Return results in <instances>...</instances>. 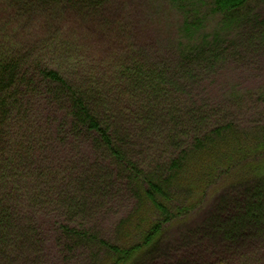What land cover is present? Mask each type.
Instances as JSON below:
<instances>
[{
  "label": "trees",
  "instance_id": "trees-1",
  "mask_svg": "<svg viewBox=\"0 0 264 264\" xmlns=\"http://www.w3.org/2000/svg\"><path fill=\"white\" fill-rule=\"evenodd\" d=\"M165 1L0 0V264H264V10Z\"/></svg>",
  "mask_w": 264,
  "mask_h": 264
},
{
  "label": "rangeland",
  "instance_id": "rangeland-1",
  "mask_svg": "<svg viewBox=\"0 0 264 264\" xmlns=\"http://www.w3.org/2000/svg\"><path fill=\"white\" fill-rule=\"evenodd\" d=\"M137 4L136 7L142 8L144 16L146 18V24L149 25V29H153L161 37H170L171 35H177L179 30V23L181 20L180 13L169 6L165 0H134ZM200 6L201 13L206 15L204 6ZM251 10L258 12L264 10V0H253L251 2ZM196 8V7H195ZM198 9V7H197ZM210 22L209 27L215 29V24L212 19H207ZM210 28L209 30H211ZM242 184L238 183L236 180H228L221 185L217 191V194L212 197L205 205H203L198 211L189 219L180 220L171 225L167 231L164 233L161 242H159L158 247L165 245L166 243L171 242L175 238H178L182 233L187 230L195 227L202 219L203 214L207 212L213 205L215 200L219 196H232L233 193H236L240 190ZM143 257L141 261L139 260L138 264H146Z\"/></svg>",
  "mask_w": 264,
  "mask_h": 264
}]
</instances>
